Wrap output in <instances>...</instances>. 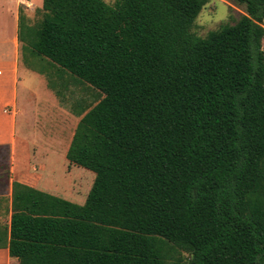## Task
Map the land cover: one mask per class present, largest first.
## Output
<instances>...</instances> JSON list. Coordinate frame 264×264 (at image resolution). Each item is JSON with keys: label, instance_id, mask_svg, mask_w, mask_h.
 I'll list each match as a JSON object with an SVG mask.
<instances>
[{"label": "trees", "instance_id": "trees-1", "mask_svg": "<svg viewBox=\"0 0 264 264\" xmlns=\"http://www.w3.org/2000/svg\"><path fill=\"white\" fill-rule=\"evenodd\" d=\"M233 1L245 14L206 38L210 0H44L36 24L21 10L48 87L68 75L98 93L72 104L67 153L96 178L84 205L13 182L0 249L19 264H264V0Z\"/></svg>", "mask_w": 264, "mask_h": 264}, {"label": "crops", "instance_id": "crops-1", "mask_svg": "<svg viewBox=\"0 0 264 264\" xmlns=\"http://www.w3.org/2000/svg\"><path fill=\"white\" fill-rule=\"evenodd\" d=\"M34 6H36L35 11L43 8L41 0L36 2L33 0L9 1L6 11L10 22L9 20L5 21L4 33L0 35V103L3 107V115H5V119L0 120V148L8 146L10 157V176L8 182L7 180L5 182L9 189L8 207H6L9 221L5 225H0V229H10L11 226L13 182L24 184L75 204L84 205L96 178L93 175H86L88 178L79 181L76 191L71 187V181H68L66 187L56 181L59 165L58 162L54 164L51 159L55 156L58 160H62L65 155L67 159L68 150L81 118L60 105L48 87L45 75L38 72L29 62L21 65L20 12L21 8L23 11L33 10ZM19 86L24 88L23 103L19 99ZM38 89L39 94L37 93ZM82 89L84 92L80 94L79 99L88 98L89 101H93V98L89 97L98 96V93L88 87L84 86ZM28 106L31 109L26 112L25 108ZM30 115H34V117L30 119ZM62 117L65 118L66 125H74V131L63 155L59 154L57 149L60 139L53 132L61 128ZM52 121L54 124L50 126ZM50 156L51 159H48ZM70 166L73 165L70 164ZM86 195V201L83 202V197ZM0 264H19V261L11 258L9 249L3 248L0 249Z\"/></svg>", "mask_w": 264, "mask_h": 264}, {"label": "rangeland", "instance_id": "rangeland-1", "mask_svg": "<svg viewBox=\"0 0 264 264\" xmlns=\"http://www.w3.org/2000/svg\"><path fill=\"white\" fill-rule=\"evenodd\" d=\"M11 0H0V35L4 33L3 26L7 20L10 22V18L8 17V12L6 11L8 7V3ZM36 2L37 0H33ZM109 5H114L117 0H104ZM44 0H41V6L43 5ZM7 5V7H6ZM33 10H25L24 13L28 17L30 24H36L40 17L36 15V6L32 8ZM23 10V8H21ZM245 14V8L240 6L239 4L235 3L233 0H210V3L202 10L201 14L199 15L195 28L193 32L201 38H206L210 32L220 29L224 25L228 24H235V22L240 18L241 15ZM4 26V29H5ZM7 30V28H6ZM264 46V41H263ZM6 51V48H5ZM30 52L24 51L22 48L21 53V65L27 64ZM47 80V78H46ZM53 84L55 85V90L52 92L56 96V99L60 103L62 107L70 111L72 104L79 99L80 94L84 92L83 87L78 85L77 83L73 82L72 78L68 75H63L53 79ZM51 90V89H50ZM61 93V97L57 96L58 93ZM19 99H21V103L24 102V88L23 86H19ZM39 94V89L37 90ZM59 93V94H60ZM30 103V102H29ZM0 103V120L5 119V115H3ZM42 108V107H41ZM30 107H26V112L30 111ZM34 115H30L29 118L32 119ZM54 122L50 126H53ZM57 125V123H55ZM53 128V127H52ZM51 128V130H52ZM74 131V125L71 124L66 125V120L64 117L61 119V128L54 130L53 132L57 135L60 139L58 144V152L59 154L63 155L65 152V148L70 140L72 132ZM9 148L8 146L0 148V225H5L9 221L8 212H6V207H8V187L6 185V180L8 177V172L10 169V157H9ZM51 159V156L48 158ZM54 164L58 162V173L56 181L62 186L66 187L68 185V181H71V187L73 190H77L79 181H82L84 178H88V175H96L79 166H70L69 162L66 159V155L62 160H58L55 156L51 159ZM53 165V164H52ZM87 175V176H86ZM71 188V189H72ZM70 189V190H71ZM86 197H83V202L86 201ZM81 205V203H78ZM84 204V203H82Z\"/></svg>", "mask_w": 264, "mask_h": 264}]
</instances>
